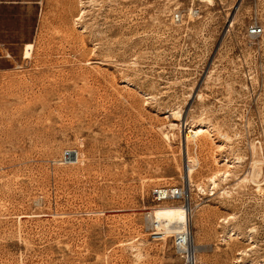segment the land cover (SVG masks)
I'll return each mask as SVG.
<instances>
[{"label": "rangeland", "instance_id": "1", "mask_svg": "<svg viewBox=\"0 0 264 264\" xmlns=\"http://www.w3.org/2000/svg\"><path fill=\"white\" fill-rule=\"evenodd\" d=\"M209 1L0 4V264H186L174 206L194 264H264V0Z\"/></svg>", "mask_w": 264, "mask_h": 264}, {"label": "bare ground", "instance_id": "2", "mask_svg": "<svg viewBox=\"0 0 264 264\" xmlns=\"http://www.w3.org/2000/svg\"><path fill=\"white\" fill-rule=\"evenodd\" d=\"M192 131H193V135L196 136L198 134H201V133L207 131V128L200 125V126L196 127L195 129H193ZM189 132L190 131H187L186 138H188ZM187 152H188V146L186 145L185 146V153H187ZM186 168H187V170L186 169L185 170H186L187 176H189L193 167L187 166ZM213 181H215V180H213ZM168 195L171 196L170 193L168 194L167 189H160V199L166 198ZM166 207H168V206H166ZM174 207L175 208H165V209L156 210L154 213L155 214L154 216L159 221L160 226L170 227L171 231L175 232L176 234L184 235L186 237L187 245H186L185 257H186L188 264H194V259H193V255L191 253V246H190V240L191 239L189 237L187 224H186L187 223V211H188L187 207L186 206H183L181 208H176V206H174ZM188 246H190V248H188Z\"/></svg>", "mask_w": 264, "mask_h": 264}, {"label": "built area", "instance_id": "3", "mask_svg": "<svg viewBox=\"0 0 264 264\" xmlns=\"http://www.w3.org/2000/svg\"><path fill=\"white\" fill-rule=\"evenodd\" d=\"M172 19L173 20H179L180 17H181V13H179L178 11H174L171 15ZM252 34H257L261 31V28L258 27L257 25H254L252 27ZM64 156L66 157H72L73 156V153L72 151H66L64 153ZM154 193L160 197V189H157L154 191ZM169 193L171 194V196L173 198H180L181 197V193L180 191H178V189L174 188V189H170L169 190ZM175 245L177 246L178 250H184L186 249V245H187V239L184 235H180L178 234L176 236V239H175ZM186 264H188L187 260H186Z\"/></svg>", "mask_w": 264, "mask_h": 264}, {"label": "crops", "instance_id": "4", "mask_svg": "<svg viewBox=\"0 0 264 264\" xmlns=\"http://www.w3.org/2000/svg\"><path fill=\"white\" fill-rule=\"evenodd\" d=\"M20 1V0H17ZM13 2V0H0V4H19V3H11ZM4 16H8V15H4L0 13V18L4 17ZM6 57H4V55H2V49H1V45H0V67L2 65V63H7V61L5 60Z\"/></svg>", "mask_w": 264, "mask_h": 264}]
</instances>
